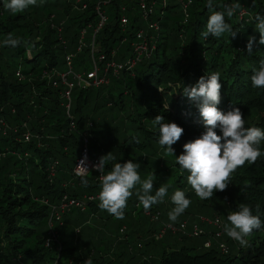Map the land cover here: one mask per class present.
Returning a JSON list of instances; mask_svg holds the SVG:
<instances>
[{
    "label": "trees",
    "instance_id": "1",
    "mask_svg": "<svg viewBox=\"0 0 264 264\" xmlns=\"http://www.w3.org/2000/svg\"><path fill=\"white\" fill-rule=\"evenodd\" d=\"M95 1L81 10L74 0H43L42 4L38 0L37 6L12 14L0 0V120L7 126L5 133L0 129V264H84L86 259L93 264H264V156L237 169L227 189L206 200L196 197L187 183L188 173L175 157L187 141L205 131L196 104L182 94L184 87L194 85L204 74L221 73L223 87L217 105L221 111L238 107L246 127L264 130V88L252 87L250 80L264 59V45L251 54L246 51L249 36L259 40L255 16H264V0H238L242 8L230 20L226 18L238 31L235 39L227 34L201 37L209 15L207 0H191L185 22L182 11L174 8H180L178 2L162 4L156 0L154 18L163 28L156 34V49L136 65L134 74L121 71L110 77L107 85L74 89L71 114L76 129L69 130L60 96L64 86L56 72L67 69L65 57L69 54L73 71L89 70ZM137 2L113 0L106 5L108 21L94 38L100 51L109 52L118 39L129 42L133 38L143 24ZM235 2L213 0L215 5ZM121 3L128 4L129 23L124 32L117 12ZM83 28L85 46L77 50ZM9 34L27 41V46L23 42L17 47L4 46ZM129 52L128 45L118 58ZM53 81H57L56 86ZM157 115L184 130L172 145L174 155L158 144L157 127L152 122ZM25 129L31 133L30 141L21 137ZM82 132L89 135L91 156L111 152L115 157L106 171L116 162L133 160L140 164L142 179L154 173V188L170 186L164 202L150 208L160 213L159 222L143 214V206L133 194L123 219L101 210L98 199L88 202L84 211L72 207L49 227V204L58 203L62 194L81 197L100 191L96 172L85 177L87 187L81 185V177L73 176ZM216 132L221 135L219 129ZM55 161L54 173L49 175L48 167ZM176 189L184 190L192 203L175 222L187 219L190 226L199 215L212 217L217 213L224 225L228 213L246 203L254 214L255 206L260 205L262 226L254 230L247 246L224 234L226 252L209 233L192 237L166 232L155 239L153 233L161 223L172 222L167 214ZM123 225L122 234L119 229ZM206 228L211 232V226ZM51 231L56 232V239L51 238ZM208 238L212 244L205 247ZM47 241L52 242L50 247Z\"/></svg>",
    "mask_w": 264,
    "mask_h": 264
},
{
    "label": "clouds",
    "instance_id": "2",
    "mask_svg": "<svg viewBox=\"0 0 264 264\" xmlns=\"http://www.w3.org/2000/svg\"><path fill=\"white\" fill-rule=\"evenodd\" d=\"M42 4L43 0H39ZM38 5V0H4L3 7L12 14L25 12L30 7ZM209 15L206 21V30L201 32V37L209 36L221 38L224 34L235 39L236 30L227 22L242 5L235 3L215 5L213 0H207L206 5ZM222 8V10H216ZM255 31L259 33V40L249 36L246 51L251 54L253 49L264 45V16H255ZM27 46V41L9 34L3 41L4 46L17 47L21 43ZM221 73L212 72L200 76L194 85L183 88L182 94L194 102L198 108L205 131L193 140L186 142L183 151L176 157V163L183 171L188 173L186 179L196 197L200 200L211 199L216 191H225L231 183L233 173L245 164H254L264 156L262 143H264V130L257 126H245L246 121L238 107L232 106L226 112L221 111L217 105L221 99ZM254 88H264V59L259 62V68L254 69L250 76ZM158 131V144L167 153L174 155L172 147L183 134V128L175 122H166L164 117L157 115L152 119ZM219 129L221 135H218ZM135 143H140L139 138H134ZM86 159V158H85ZM85 159L80 160L77 175L81 177V185L87 187L89 181L85 178L90 174ZM115 160L111 152L102 155L91 167L99 173L98 193L99 208L117 219H123L128 200L135 194L139 204L145 210L153 205L164 202L168 196L167 184L154 188L155 175L152 173L142 179L139 173L140 164L133 160L123 163H114L106 171L108 162ZM173 207L168 212L170 221L175 222L189 208L192 201L184 190L176 189L170 196ZM262 226L260 218V205L253 208L249 204L240 203L237 210L230 211L227 222L223 225L224 233L241 246H247L248 238L254 230ZM51 241H47L51 246ZM84 264H93L91 259H86Z\"/></svg>",
    "mask_w": 264,
    "mask_h": 264
},
{
    "label": "built area",
    "instance_id": "3",
    "mask_svg": "<svg viewBox=\"0 0 264 264\" xmlns=\"http://www.w3.org/2000/svg\"><path fill=\"white\" fill-rule=\"evenodd\" d=\"M77 4V7L81 10H84L88 6V2H84L82 0H74ZM113 0H96L93 4V11L96 16V23L93 28V34L91 36L92 43L95 38L96 32L103 27L108 21V13L105 9L106 5ZM156 0L151 1H140L137 4V12L142 20V26L137 28L134 31L133 38L128 42L129 45V53L123 58L125 54H123L122 58H118V53L121 50L119 48H111L107 53H92L90 55V68L89 70L83 71H73L72 70V55L69 54L65 57L66 59V70L57 71L56 76L59 77V82L64 86V88L60 92V96L63 99V106L65 108V112L69 119L68 121V128L69 130L76 129V122L71 114V92L74 89H87L91 87H98L102 84H108L110 81V77L117 76L121 70L122 66H127L129 69L133 68L137 63L143 61L147 57L150 56L152 51L156 49V34L160 32V23L159 20L154 18L156 10L154 8ZM162 4H165L163 0H160ZM189 4H180V10L183 14V21L185 22L188 17V7ZM128 4H124L120 6L119 13V25L121 28V32H124L128 23ZM144 23L146 24L144 26ZM90 26V25H88ZM82 35H85L86 29L83 28L81 31ZM131 73V72H130ZM132 74V73H131ZM19 75V73H16ZM49 80L51 79L50 76L45 75ZM57 85V81H53V86ZM0 129L2 133L6 132L7 126L0 120ZM21 137L24 141L31 140V133L28 129H25ZM80 145L81 149L79 152V157L76 160L75 166L72 169L74 177H80L77 175L79 169L77 165L79 164L80 160L85 159V162L88 166L89 172L95 170L92 169V165L95 164L99 157L91 156L89 150V135L87 132L80 133ZM57 161L52 163L50 167H48L49 175H53L55 170V165ZM97 173V180L99 181V173ZM98 200V193H89L84 194L81 197L77 196H70L67 193L62 194V197L58 203L49 204L50 206V213L48 218V225L52 227L54 221H60L62 219L63 213L69 211L72 207L79 209L80 211H84L87 208L88 202ZM44 203H47V199H42ZM138 206V202L136 203ZM143 214L148 216L152 222H159L160 220V213L158 211H152V209L145 210L142 209ZM175 223V224H174ZM168 222V223H161L160 228H158L154 233L153 237L155 239H161L166 232H170L172 234H187L188 236L197 237L199 235H205L206 233L211 234V238L217 240L218 247L222 252L227 251V244L224 240H222L223 235L225 234L223 231V223L221 217L215 214L212 217H207L204 215H199L198 220L194 221L189 226V221L187 219H182L178 222ZM206 226H211V232L207 230ZM125 227L122 226L119 230L120 233L123 234ZM78 232V228L75 230ZM51 238L56 239L57 234L54 231H51ZM212 244L211 239L208 238L204 242L205 247H209ZM140 246V244H138ZM69 264H72L69 261Z\"/></svg>",
    "mask_w": 264,
    "mask_h": 264
},
{
    "label": "bare ground",
    "instance_id": "4",
    "mask_svg": "<svg viewBox=\"0 0 264 264\" xmlns=\"http://www.w3.org/2000/svg\"><path fill=\"white\" fill-rule=\"evenodd\" d=\"M119 2L120 1H125V0H118ZM141 2L142 1H144V2H146L147 0H140ZM160 1V0H159ZM164 1V3H166L167 2V0H163ZM176 2H178L179 3V5L180 4H189V3H191V0H175ZM87 2H88V0H87ZM138 2H139V0H138ZM138 2H137V4H138ZM151 2H153V0H151ZM161 2V1H160ZM124 4H126V3H121L119 6H118V10H117V12H119L120 11V6L121 5H124ZM157 1H155V4H154V7L155 6H157ZM57 31L58 32H60L61 31V29H60V27H57ZM82 31V30H81ZM81 31H80V40H79V44H78V46H77V50H81L82 49V47H84L85 46V42H84V35H82V33H81ZM58 35H59V33H58ZM121 43H123V42H125V38H122L121 40ZM114 48H119V47H114ZM92 49H93V53L95 54V53H100V52H102L103 53V51H100V49L98 48V46L95 44V42L93 41V43H92V40H91V43H90V55H91V53H92ZM105 53V52H104ZM138 64V63H137ZM136 64V65H137ZM136 65L133 67V68H131V69H129L127 66H122L121 68H120V70L121 71H127V72H131L132 74H134V68L136 67ZM102 85H105V84H102ZM107 85V84H106ZM101 86V85H100ZM71 94H72V92H71ZM76 122V121H75ZM124 226V225H123ZM122 227V226H121ZM125 227V226H124ZM120 230V229H119ZM125 230V229H124ZM122 235V234H121ZM231 239V238H230ZM233 240V239H232Z\"/></svg>",
    "mask_w": 264,
    "mask_h": 264
},
{
    "label": "rangeland",
    "instance_id": "5",
    "mask_svg": "<svg viewBox=\"0 0 264 264\" xmlns=\"http://www.w3.org/2000/svg\"><path fill=\"white\" fill-rule=\"evenodd\" d=\"M171 3H176V2H171ZM174 8H175L176 11L180 10V8H179L178 6H175ZM145 25H146V24L144 23V26H145ZM160 30L162 31L163 28L161 27ZM114 46H115V47H119V50L123 51V50L128 46V41H125V42L121 43V41H119V39H118V40H116V41L114 42ZM184 141H187V140L185 139ZM187 142H188V141H187ZM177 171H178V173H179V172L181 173L182 170H177ZM213 214H217V213H212V215H213ZM185 215H186V216H191V214H189V213H186ZM208 231H209V230H208Z\"/></svg>",
    "mask_w": 264,
    "mask_h": 264
}]
</instances>
